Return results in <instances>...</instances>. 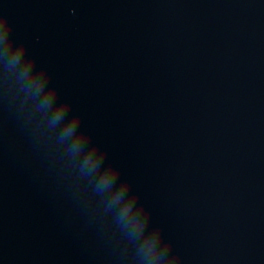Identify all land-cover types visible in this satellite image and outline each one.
Listing matches in <instances>:
<instances>
[{
	"label": "water",
	"instance_id": "95a60500",
	"mask_svg": "<svg viewBox=\"0 0 264 264\" xmlns=\"http://www.w3.org/2000/svg\"><path fill=\"white\" fill-rule=\"evenodd\" d=\"M0 264H264V0H0Z\"/></svg>",
	"mask_w": 264,
	"mask_h": 264
},
{
	"label": "snow or ice",
	"instance_id": "6c2138e0",
	"mask_svg": "<svg viewBox=\"0 0 264 264\" xmlns=\"http://www.w3.org/2000/svg\"><path fill=\"white\" fill-rule=\"evenodd\" d=\"M10 21H5L2 15H0V27H7Z\"/></svg>",
	"mask_w": 264,
	"mask_h": 264
},
{
	"label": "clouds",
	"instance_id": "9594fccd",
	"mask_svg": "<svg viewBox=\"0 0 264 264\" xmlns=\"http://www.w3.org/2000/svg\"><path fill=\"white\" fill-rule=\"evenodd\" d=\"M2 16L5 19V21H10V18H9V15L8 14H3ZM8 26L10 27L11 24L9 23Z\"/></svg>",
	"mask_w": 264,
	"mask_h": 264
}]
</instances>
